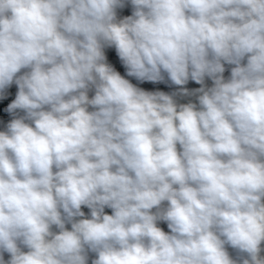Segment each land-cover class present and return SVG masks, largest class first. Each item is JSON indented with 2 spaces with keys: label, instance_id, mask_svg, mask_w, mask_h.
Segmentation results:
<instances>
[{
  "label": "clouds",
  "instance_id": "9594fccd",
  "mask_svg": "<svg viewBox=\"0 0 264 264\" xmlns=\"http://www.w3.org/2000/svg\"><path fill=\"white\" fill-rule=\"evenodd\" d=\"M0 105V264H264V0H0Z\"/></svg>",
  "mask_w": 264,
  "mask_h": 264
},
{
  "label": "crops",
  "instance_id": "0c3cea01",
  "mask_svg": "<svg viewBox=\"0 0 264 264\" xmlns=\"http://www.w3.org/2000/svg\"><path fill=\"white\" fill-rule=\"evenodd\" d=\"M131 11H132V6L129 4L125 9L123 10H120L119 11V15L120 16H124V15H130L131 14ZM111 59H112V62L116 64V67L117 69L121 72V74H124L125 73V70L124 68L120 65L119 61L116 59V57L114 56V54L111 55ZM130 80H132L133 83L137 84V86L139 87H142L144 88L145 90H148V91H163L162 90V82H157V83H153V82H140V81H136L135 78H131V77H128ZM211 80L209 78H205V85L208 86V87H211L212 86V81L210 82ZM179 87L180 86H176L174 84L171 83V81H169L167 79V74H166V77H165V92L166 93H173V92H177L179 90ZM184 87H186L189 91L193 90V89H196V88H199L201 87V85L199 84H196L194 81H191L189 80V82L184 85ZM17 91V88L15 86V84H13L11 86L10 89H8V100H11V99H14L15 98V93ZM94 94V92L90 91L89 92V96L91 98V96ZM176 99L178 100L179 103H187L189 101L191 102H197L196 101V97L195 96H188V97H176ZM7 101L4 102V105H6ZM3 105V106H4ZM3 106H0V107H3ZM20 115H23V113H19ZM3 119H6V121H9L11 119L10 116H8L7 114L5 113H2L0 112V122L3 121ZM5 128H6V125H5ZM86 216L90 217V210L87 209L86 207L82 209ZM262 255H264V253H262Z\"/></svg>",
  "mask_w": 264,
  "mask_h": 264
},
{
  "label": "rangeland",
  "instance_id": "374dc122",
  "mask_svg": "<svg viewBox=\"0 0 264 264\" xmlns=\"http://www.w3.org/2000/svg\"><path fill=\"white\" fill-rule=\"evenodd\" d=\"M231 67H233V66H232V65H227V64H225V69H226V71H225V73H224V76H225L226 79L230 77V70H231ZM210 82H211V81H210ZM0 106H3V105H0ZM7 123H8V121H6V119H3V121L0 122V128H1L2 130H5V125H7ZM160 226L163 227V228L165 229V231H168V229H167V225H166L164 222H160ZM262 247H264V245H262ZM229 252H230L233 256H235V252H234V250H232L231 248H229ZM5 256L8 257L7 254H5Z\"/></svg>",
  "mask_w": 264,
  "mask_h": 264
},
{
  "label": "trees",
  "instance_id": "16d2710c",
  "mask_svg": "<svg viewBox=\"0 0 264 264\" xmlns=\"http://www.w3.org/2000/svg\"><path fill=\"white\" fill-rule=\"evenodd\" d=\"M110 59H111V55H110ZM112 60V59H111ZM165 77H166V74H165ZM162 90L165 92V80L162 82ZM0 131H3L1 128H0ZM105 212L108 213V214H111V209H108L106 208L105 209ZM9 257H6L5 256V259L7 260Z\"/></svg>",
  "mask_w": 264,
  "mask_h": 264
}]
</instances>
